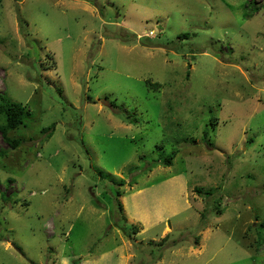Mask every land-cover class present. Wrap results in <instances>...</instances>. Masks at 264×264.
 <instances>
[{"label": "rangeland", "instance_id": "1", "mask_svg": "<svg viewBox=\"0 0 264 264\" xmlns=\"http://www.w3.org/2000/svg\"><path fill=\"white\" fill-rule=\"evenodd\" d=\"M1 94L0 264H264V0H0Z\"/></svg>", "mask_w": 264, "mask_h": 264}, {"label": "trees", "instance_id": "2", "mask_svg": "<svg viewBox=\"0 0 264 264\" xmlns=\"http://www.w3.org/2000/svg\"><path fill=\"white\" fill-rule=\"evenodd\" d=\"M127 36H128V38L126 39L127 42L128 41L137 42V40H138V37L136 34L128 33ZM185 36H187V34H184L182 37H185ZM141 39H143V37ZM149 42H151V41H149V38L141 41V43L144 45H147V43H149ZM153 85L156 86L157 88L160 86V85L158 86V83H153ZM1 115L5 117L6 122L4 124L0 123V131H1L4 139H6L14 147H16L19 144V140H11L10 137L8 136V133L11 129H16L17 127H19L20 125L25 123V120H26L25 107L23 106V104H21L19 102L10 101L6 97V95L1 94L0 95V116ZM177 152H178V150H175L172 153L165 155V158H164L165 165H167V166L172 165L173 158L177 155ZM100 173H102V171H100ZM120 182L122 183L123 181H120ZM114 189H115L114 194L119 196L121 194V191L116 189L115 187H114ZM195 190L199 193H202V194L204 193L208 196L214 195V190L204 191L201 187H195ZM116 200H117V202H116L117 208L119 211H121L123 209L122 203L118 199H116ZM218 201L219 200H217V202ZM220 213H221V211H220ZM260 228L261 229H259V230L262 231V229H263V232L259 233V240L257 243L258 245L256 246L258 248L264 243V222L261 223ZM132 229L133 230L136 229L135 225L133 226Z\"/></svg>", "mask_w": 264, "mask_h": 264}]
</instances>
